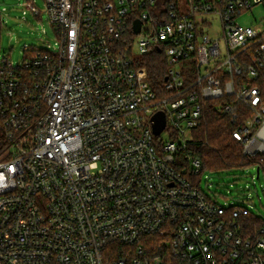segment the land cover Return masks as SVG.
Instances as JSON below:
<instances>
[{"label": "built area", "instance_id": "built-area-1", "mask_svg": "<svg viewBox=\"0 0 264 264\" xmlns=\"http://www.w3.org/2000/svg\"><path fill=\"white\" fill-rule=\"evenodd\" d=\"M44 3L57 51L25 45L15 65L0 50V264H264V220L247 232L248 207L208 197L182 157L210 100L233 119L252 107L234 136L264 153V18L238 21L264 0Z\"/></svg>", "mask_w": 264, "mask_h": 264}, {"label": "rangeland", "instance_id": "rangeland-1", "mask_svg": "<svg viewBox=\"0 0 264 264\" xmlns=\"http://www.w3.org/2000/svg\"><path fill=\"white\" fill-rule=\"evenodd\" d=\"M33 2L40 10L41 20L33 12L24 13L25 3ZM7 6L1 30V52L8 53L15 65L26 57L25 45L36 46L42 50L55 52L58 38L54 28L47 20L44 0H0ZM264 18V5L254 6L252 11L238 17L243 24L257 25ZM45 30V31H44ZM213 32L219 30V22L215 21ZM164 139L169 134L162 133ZM258 167H214L207 168L197 178L205 194L224 207L246 206L257 217L264 220V172L257 177Z\"/></svg>", "mask_w": 264, "mask_h": 264}, {"label": "trees", "instance_id": "trees-1", "mask_svg": "<svg viewBox=\"0 0 264 264\" xmlns=\"http://www.w3.org/2000/svg\"><path fill=\"white\" fill-rule=\"evenodd\" d=\"M144 59V64L149 71L150 82L155 89L161 88L168 69L163 48L153 49ZM215 103L216 101L210 100L206 104L204 121L200 127L195 129L193 141L182 153L185 164L188 167L192 158H198L202 162V172L207 168L219 166L231 169L255 165L259 168L260 177V173L264 172V153H256L251 156L245 155L244 144L234 136L238 126L244 124L246 120L252 117L253 108L243 103H238V118L233 119L230 115L218 111L215 108ZM3 132V120L0 117V138H2ZM262 223V219L249 209V214L244 218L247 232L254 230V226L262 225ZM157 241V239H146L145 243L156 248ZM162 252L167 253L168 250L166 251L165 248Z\"/></svg>", "mask_w": 264, "mask_h": 264}, {"label": "water", "instance_id": "water-1", "mask_svg": "<svg viewBox=\"0 0 264 264\" xmlns=\"http://www.w3.org/2000/svg\"><path fill=\"white\" fill-rule=\"evenodd\" d=\"M138 30H139V25L137 27V31ZM152 120H153V131L156 134H160L166 127V123H167L166 113L164 111H158L153 115ZM259 172L260 171L258 168L257 177H259Z\"/></svg>", "mask_w": 264, "mask_h": 264}]
</instances>
